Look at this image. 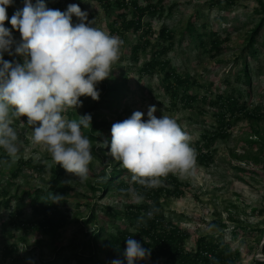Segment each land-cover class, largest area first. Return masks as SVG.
Masks as SVG:
<instances>
[{
	"label": "rangeland",
	"instance_id": "rangeland-1",
	"mask_svg": "<svg viewBox=\"0 0 264 264\" xmlns=\"http://www.w3.org/2000/svg\"><path fill=\"white\" fill-rule=\"evenodd\" d=\"M21 1V0H15ZM138 1V0H137ZM59 4L66 11L69 4H77L75 0H50L51 6ZM142 5L147 1L139 2ZM152 4L163 8V15L158 18V13L147 14L143 18L144 23H150L153 36H149L150 45L157 41V33L161 26H166L174 34L172 49L166 54L170 67L175 68L181 77H189L196 84L189 85L188 94H197L198 100L186 107L179 101L182 88L178 89V96L173 103L169 94L165 91L166 84L160 74L153 77H145L138 80V69L148 61L151 53L150 46L144 54H138V60H132L131 46L138 41L139 34L128 31L124 34H114L123 41L119 60L113 65L110 73L112 83L124 82L122 96L118 107L105 109L99 114V120L104 122H119L131 116L134 111H141L147 119L149 106L156 107V115L174 118L182 130L191 136V146L199 140L201 131L210 132L216 128L214 109L208 104V99L215 100L217 95L226 94L231 89L240 88L244 93L250 91L246 97L249 109L256 107L264 110V49L260 51L258 59L253 61L247 53L243 52L246 46L249 31L264 18V0H234L228 3L226 0H151ZM82 11L88 13V21L93 27L99 28L109 34L108 26L115 19L118 11H110L107 14L102 10L99 0H79L77 4ZM172 7L169 12V8ZM127 19L135 18L131 10L124 11ZM194 17L197 26L204 24L205 28L200 33L215 32V39L220 42L218 54L201 53L185 35L180 31L186 26L188 20ZM73 22H79L73 16ZM18 41L19 33L12 32ZM143 41V40H142ZM241 56H245L251 66V77L247 85L235 82V76L240 69ZM22 62L21 57L14 58ZM255 64V65H254ZM125 78V79H124ZM122 80V81H121ZM174 85L175 83L172 82ZM202 97L207 98L202 101ZM175 102V103H174ZM82 107L67 108L65 117L71 112L75 117L81 115ZM12 127L18 134L19 152L18 159L38 161L45 170L41 173L31 168L24 169L21 177L8 184L9 196L21 197V191L47 189L50 184V166L52 159L43 145L32 143V127L26 123V117L13 119ZM251 120L232 119L229 127L224 132L228 135L224 139H216L210 151L212 161L208 167H202L196 162L194 175H180L172 173L182 186L184 194L180 198H166L159 200L164 217L167 221L177 225L188 234L184 248L193 251L199 238L209 235L217 236L222 246H226L233 255V264H252L253 259L264 261L261 254L264 236V161L254 163L250 159L239 161L234 156L253 157L262 150L261 143H249L256 141L252 135ZM258 128L264 129V120L257 123ZM110 133L101 135L102 141H95L96 150H91L92 161L89 164V172L86 180L81 181L74 175L67 173L64 182L72 188L68 199V222L51 238L26 229V221L31 220V207L25 206L23 215L16 218L18 225L7 226L11 210L0 208V264H40L36 261L52 258L53 254L68 245L71 240L79 242L87 240L86 233L93 237L99 227H103L108 236L115 235L118 230L133 232L129 221L122 216V210L128 205L137 203L134 198L124 196L117 190L108 193L92 191L88 184L97 188V181L101 171H109L113 166L124 172V181L129 183L131 175L114 160L109 153L103 158H96L94 151H98L104 140ZM259 142V141H257ZM7 155L0 148V155ZM11 162L12 159L10 158ZM14 163V162H12ZM11 167L0 164V182L4 181V175L10 173ZM129 175V176H128ZM4 184V182L2 183ZM18 185V188H16ZM98 206L100 210L94 223L88 221L91 206ZM110 208L117 219L109 218L105 211ZM217 224V225H215ZM224 225L223 228L219 227ZM219 225V226H218ZM81 231L85 233L81 234ZM235 231L236 235H233ZM86 236V237H85ZM105 236V235H104ZM79 239V240H78ZM18 248L19 261H3L2 251L4 247L14 246ZM103 245V238L98 243ZM55 248V249H54ZM57 249V250H56ZM26 251H30L26 253ZM76 252H80L77 250ZM93 250H91V253ZM87 254L89 251L86 252ZM23 257V258H22ZM103 261L105 256L101 257ZM70 264H74L71 262ZM108 264V263H106ZM141 264H172L165 261H151L142 259Z\"/></svg>",
	"mask_w": 264,
	"mask_h": 264
},
{
	"label": "trees",
	"instance_id": "trees-1",
	"mask_svg": "<svg viewBox=\"0 0 264 264\" xmlns=\"http://www.w3.org/2000/svg\"><path fill=\"white\" fill-rule=\"evenodd\" d=\"M102 10L107 14L110 11H118L115 15V19L109 24V34H124L128 31L139 34L138 41L131 46L132 60L136 62L138 60V54H144L146 49L150 46L151 53L147 62H145L138 69V80H142L145 77H153L160 74L162 81L166 84L165 91L169 94L170 101L176 100L178 96V89L182 88L179 101L184 106L190 107L192 103L198 100L197 94H188L189 85H194L196 82L190 80L189 77H181L175 68L170 67V62L166 57V54L172 49L174 43L173 31H170L166 26H161L157 33V41L151 46L149 38L153 36L150 23H144L143 18L147 14L158 13V18H161L164 11L160 6L152 4L151 0L147 1V4L142 5L139 2L142 0H99ZM228 3H234V0H226ZM36 0H32L34 4ZM47 8L59 9L63 12L62 7L57 3L51 6L50 0H44ZM75 3H79V0H75ZM23 0H13L12 5L7 8V15L9 19L12 14L22 9ZM172 7L168 10L171 11ZM261 9L264 11V7L261 5ZM131 10V13L135 18L128 20L124 11ZM198 14L192 16L183 30L180 31V35H185L190 42L201 53H213L218 54L220 42L215 39L217 35L215 32H203L201 29L205 28L204 24L197 26L194 22V17L197 18ZM75 17V16H74ZM76 18V17H75ZM77 19V18H76ZM5 27L11 28V25L6 21ZM14 32V30H13ZM143 40V41H142ZM264 49V18H260L259 22L249 31L248 38L246 40V46L243 48V52L247 53L253 61L258 59L260 51ZM16 57H11L7 53L4 54L5 60H13ZM240 69L235 76V82L240 85H247L251 77V66L247 62L245 56H241ZM255 65V64H254ZM112 76L103 80L97 85L99 91V99L94 101L91 97L82 96L81 115H91V123L88 127H81L82 134L87 136L91 144L95 141H102L101 135L106 131L110 133L111 126L114 122H104L99 120V114L105 109H116L119 105V99L122 96V89L124 88V82L112 83ZM125 79V78H124ZM122 81V80H121ZM174 82L175 85L172 83ZM250 96V91L243 92L240 88L231 89L226 94L217 95L215 100L208 99V104L213 107L215 118L214 130L208 132L207 130L201 131L199 140L192 144V147L196 151V162L202 167H208L212 161V153L210 148L216 139H224L228 135L224 130L229 127L231 120L241 118L245 120H251L252 136L257 139L256 141H250L249 143H261L262 150H259V154L253 157L249 156H234L239 161L250 159L254 163L260 162L258 160L261 157L264 161V129H260L257 126L259 121L264 120V110L259 107L249 109L246 97ZM205 99L202 97V101ZM175 103V102H174ZM72 109V108H71ZM70 119H79L75 117L71 112L67 113ZM109 135V134H108ZM111 135L106 139L110 142ZM259 141V142H257ZM91 150H96L92 145ZM108 154V149L105 147V140L103 145L98 151H94L93 155L96 158H103ZM0 164L11 167L10 173L4 175L2 182H0V208L4 210H11L7 221V226H19L16 218H20L23 215L24 205L31 207V215L33 218L26 221V229L36 231L51 238L59 230L63 229L68 222V212L64 205L69 204L68 199L72 193V188L65 182V176L67 172L60 166L56 165L53 161L49 168L51 177L49 187L45 190L37 189L34 191L24 190L21 191V197L9 196L8 184L13 183V180L20 178L24 169L31 168L38 173L45 170L44 166L38 161L22 160L18 159L12 163L7 155H0ZM129 176V175H128ZM99 180L96 185L97 188L88 186L92 191H100L101 193H108L111 190H117L124 196H130L126 190L129 187H135L139 194L144 196V204L128 205L122 210L123 218H126L129 225L132 226L133 232L127 230H118L115 235L108 236L101 226L98 230L91 235H87V240L81 239L79 242L71 240L67 246L60 248L55 252L52 258L42 260L38 258L40 264H111V261L116 258L123 259L122 253L126 247V239L132 238L138 241L142 247L151 250V254L147 257L151 261H165L172 264H233V255L228 251L226 246H222L217 236L209 235L205 239L199 238L196 241V248L193 251H186L184 248L185 240L188 238V234L181 230L177 225L167 221L164 217L163 208L159 202L162 196L166 198H180L184 191L180 181L170 173L167 177L163 178L161 186L156 188H145L138 184H135L132 180L129 183L124 181V172L121 169L113 166L108 172L103 170L99 174ZM131 179V177H130ZM4 182V184H2ZM11 185V184H10ZM18 188V185H16ZM59 194L62 199L59 202L53 201V196ZM150 209H154V213L149 218L146 213ZM100 207L91 206L88 221L85 223H94ZM111 209L107 208L105 214L109 218L117 219V217L111 213ZM217 225V224H215ZM219 226V225H218ZM221 228L224 225L220 224ZM235 236L236 232H232ZM264 231H260V234ZM105 235V236H104ZM264 236V234H263ZM86 237V236H85ZM103 238V245L98 243ZM79 240V239H78ZM55 249V248H54ZM57 250V249H56ZM79 250L80 252H76ZM91 250L93 252L91 253ZM89 251L87 254L86 252ZM30 252V251H28ZM26 251V253H28ZM261 254L264 257V242L262 245ZM105 256V260L101 258ZM2 260L16 261L18 262V248L16 245L7 246L3 248ZM23 258V257H22ZM142 260H137L134 264H141ZM126 264V261H125ZM252 264H264V261H258L253 259Z\"/></svg>",
	"mask_w": 264,
	"mask_h": 264
},
{
	"label": "clouds",
	"instance_id": "clouds-1",
	"mask_svg": "<svg viewBox=\"0 0 264 264\" xmlns=\"http://www.w3.org/2000/svg\"><path fill=\"white\" fill-rule=\"evenodd\" d=\"M13 0H0V148L15 162L19 152L18 134L13 119L26 117L32 127V143L43 145L52 161L81 181L88 177L93 157L90 139L82 134L91 115L67 119V108L82 105L80 97L99 99L97 85L109 78L119 60L123 41L93 27L88 13L77 4L66 11L46 7L44 0H23L22 9L11 18L7 8ZM73 16L79 22H73ZM11 28L5 27V22ZM19 33L17 41L12 32ZM7 53L16 59H4ZM156 107L144 113L134 111L130 117L115 122L110 142L105 140L109 155L131 175V180L145 188L162 185L170 173L194 175L196 151L191 136L174 118L154 115ZM137 203L144 200L135 187L126 190ZM62 196H53L59 202ZM154 209L146 215L151 218ZM150 249L126 239L123 259L111 264H134L149 257Z\"/></svg>",
	"mask_w": 264,
	"mask_h": 264
},
{
	"label": "water",
	"instance_id": "water-1",
	"mask_svg": "<svg viewBox=\"0 0 264 264\" xmlns=\"http://www.w3.org/2000/svg\"><path fill=\"white\" fill-rule=\"evenodd\" d=\"M264 258V257H263Z\"/></svg>",
	"mask_w": 264,
	"mask_h": 264
}]
</instances>
